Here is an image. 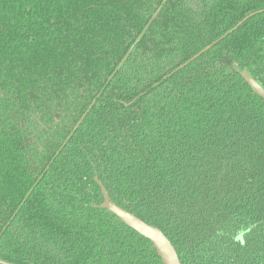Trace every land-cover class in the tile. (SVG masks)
Masks as SVG:
<instances>
[{"label":"trees","instance_id":"trees-1","mask_svg":"<svg viewBox=\"0 0 264 264\" xmlns=\"http://www.w3.org/2000/svg\"><path fill=\"white\" fill-rule=\"evenodd\" d=\"M243 71L264 89V0H0V264H162L95 179L180 264H264Z\"/></svg>","mask_w":264,"mask_h":264},{"label":"water","instance_id":"water-1","mask_svg":"<svg viewBox=\"0 0 264 264\" xmlns=\"http://www.w3.org/2000/svg\"><path fill=\"white\" fill-rule=\"evenodd\" d=\"M253 15L255 14H251L247 16L246 18H244L229 33L237 29L244 21H246L248 18L252 17ZM154 17L155 15L153 16L152 20L154 19ZM212 45L206 47L204 50H202L199 54L194 56L187 63L196 59L200 54L207 51ZM187 63L184 65H187ZM183 66H181V68ZM241 76L245 80L246 84L252 89V91L257 96L264 99V89L260 87L257 84V82L253 80L245 71L241 73ZM95 182L100 188V192H101L102 199H103L102 203L98 206L100 209L106 210L112 213L126 227L130 228L131 230L136 232L138 235L148 240L152 244L153 248L155 249L156 254L160 258L162 264H180L175 249L171 245L170 241L166 238V236H164V234L158 228L143 222L141 219L137 218L133 214L129 213L128 211L114 204V202L110 200L104 186L97 179H95ZM239 239L241 240V236L239 237Z\"/></svg>","mask_w":264,"mask_h":264}]
</instances>
